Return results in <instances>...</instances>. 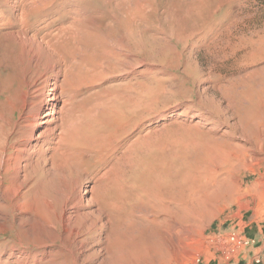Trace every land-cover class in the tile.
<instances>
[{"label":"bare ground","instance_id":"obj_1","mask_svg":"<svg viewBox=\"0 0 264 264\" xmlns=\"http://www.w3.org/2000/svg\"><path fill=\"white\" fill-rule=\"evenodd\" d=\"M68 1L16 0L12 8L20 7L19 14H11L8 23H2L13 29L0 32V222H6L4 208L11 209L19 242L12 243L4 254L0 248V263L108 264L113 253L121 264L148 262L152 256L165 261L168 252L162 225L169 222L182 239L192 223L209 214L216 197L227 204L245 191H264V32L236 37L229 28L212 32L216 21L212 20L215 12L207 6L211 0H187L188 8L177 19L154 12L158 26L153 27L133 18L130 0L105 1L110 7L103 18L105 38H99L102 33L93 26L88 31L77 28L76 21L60 32H42L53 22L32 30L35 20L46 21ZM224 1L230 6L234 0ZM0 3L11 4L10 0ZM0 16L3 18L1 10ZM145 16L142 9L140 19ZM179 19L185 25L188 22L182 39L175 33ZM117 24L127 32H117L119 28L114 32ZM165 27L174 49L203 44L215 65L245 51L236 62L234 74L213 84L212 89L220 93L226 105L215 98L208 101L210 94L204 87L202 93L212 112L196 111L190 105L182 110L166 109L165 116L183 118L187 123L182 126L178 122L180 129L173 134L172 126L169 131L165 129L168 140L160 141L165 143L161 150L167 154L159 163L152 161L158 164L149 167L150 172L148 168L143 171L149 174L138 181L135 178L140 181L137 185L133 177L135 185L131 182V188L122 186L124 181L116 189L108 185L96 210L84 211L89 201L84 198L85 185L74 183L66 195L61 191L65 198L58 211L54 199L43 189L53 174H71L82 168L86 159L102 161L127 144L131 133L126 120L131 107L129 69H133L129 64L134 63L135 69L144 67L145 32H163ZM150 39L157 42L158 34L150 35ZM246 66L249 71L242 75L241 68ZM115 67L122 69L118 71L122 95L111 101L112 107L105 104L102 108L98 86L114 75ZM147 70L136 69V73L143 78ZM195 76L204 79L205 75L196 70ZM145 83L142 80L137 85L142 93L137 92L141 94L139 100L144 98ZM143 103L136 102L138 106ZM17 114L14 124L11 119ZM201 121L211 127L201 128ZM100 126L106 130L100 132ZM243 172L260 176L245 191Z\"/></svg>","mask_w":264,"mask_h":264},{"label":"rangeland","instance_id":"obj_2","mask_svg":"<svg viewBox=\"0 0 264 264\" xmlns=\"http://www.w3.org/2000/svg\"><path fill=\"white\" fill-rule=\"evenodd\" d=\"M15 1L16 0H10V5L9 3H0V10L3 14V18L6 17L3 21V18L0 16V32L1 30L2 32H9L13 29V27H11L12 25L7 26L6 28L5 26H2V23L6 21V23H8V17L11 14H13V16L19 14L21 10L20 7L18 9L12 8V4ZM105 1L107 3L110 0H88L82 2H80V0H69L67 3H65V5L63 4L61 6V9L59 8L58 10H55L56 12L52 17L49 16V19L46 18V21L41 22L38 20L37 22V20H35L34 22L36 24L33 26L32 30L37 26L38 28L39 26L44 27L47 25V23L53 22L48 28L49 31L47 29V31L42 32H60L61 29L69 27L72 22L76 21L74 24L77 25V28L81 30L83 29V31H88V28L93 26L94 29L97 30L96 32L99 34L102 33L101 35L104 36L102 37L98 34L99 38H105L106 30L103 28V23H105L103 22V18L107 13H109L107 9H110L106 3L104 4ZM130 1V11L132 12L131 14L133 15V18L139 20L141 24L145 23L144 25H148L149 27H153L154 25L158 26V22H156L157 15L154 12H159L158 14H161L164 17L171 15L177 19L179 16H183L186 9L188 8L187 0H144L142 2L137 0ZM223 1L224 0H211L207 4L208 8H210V10L212 9L211 12H215L216 14L212 16V20L216 21V25H214L215 27L213 26L214 29H212V32H220L222 29L224 30L225 28H229L234 37L239 35L246 36L251 34V32H264V0H242L243 2L241 0H234L230 6L228 2L225 3V1ZM237 1H239V3ZM79 2L80 5L78 6ZM112 3L114 4L113 1ZM74 9L78 10L79 14L76 11L75 12L77 14H75ZM142 9L146 10V16L140 19ZM213 9L215 11H213ZM137 15H140L138 16L139 18H137ZM231 19L234 20L232 21ZM177 22V32L175 33H180V38L182 39L183 33H187L186 30L188 22L186 21L187 25H185L180 19ZM13 25H15V23ZM115 29L113 30L114 32L117 31V29L119 30L117 32H127L124 27H120L118 24L117 27L115 26ZM145 34H147L146 41L143 45L141 57L142 61H144V67L142 66L139 68L141 70L148 69L146 75L142 78V76L136 73V69L137 71L140 69H135L134 63L129 64V66L134 70L129 69V72H132L131 75H129V79L132 82V86H130L132 89L129 91L131 107L126 120L129 132L131 133L128 135L127 144L123 146V148L120 150L121 152L119 151L113 156L107 155V158L102 161L95 160L94 158L86 159L82 165L83 167L74 170L71 174L60 172L53 174L50 178L51 180L47 183L48 185H44L45 187L43 186V189L44 191L46 190L45 192L48 198L52 200L54 199L56 203V209L58 211H61L63 204L62 202H64V198L67 193L66 191L70 190L74 183L76 184L77 182H80L85 185L84 198L89 201H87L88 203L86 202V205H88L84 211L93 209L96 210L99 206L98 199H100L108 185L110 188L116 189L119 186L118 183L124 181V183L121 182L122 184H120L122 186L127 184L126 187L131 188L135 178L136 180L138 178H140L138 180H141V178L145 176V173L149 167L154 168V164H158L159 160L163 159L161 157H165L167 154H164V151L161 150V144H163V141L160 140L163 138L165 143L168 140L166 135L167 133L163 132L169 131L168 127L172 126L171 128H173L174 131H172L171 128L170 131H172L173 134L176 128L180 127L179 125L182 124L183 126L184 123H187V120H183V118L178 119L172 116H165L163 113H165L166 109L173 110L177 108L182 110V108H184L186 105H190L192 108L195 107L196 111H201V108L203 110L205 109V112H212V109L209 106L211 104H206V97L202 93V88L204 87L208 88L207 91L210 94L208 101H210L212 98H215L216 101H221L223 106L226 105V101L224 99L222 100L221 95H219L220 93L212 89L213 84L216 80L228 79L234 74L236 62L240 60L242 56H244L245 51H239L235 56L215 65L212 64V61H209L210 57L208 56V50L203 44L197 45L194 48L188 44L185 48L178 47V49H174L170 41V32H168L167 27L164 28L163 32L150 31L145 32ZM153 34H158L159 40L157 42L150 39V35ZM131 46L133 48L132 52H134L135 45L132 43ZM213 65L214 67H212ZM210 67L212 69H210ZM247 68V66L246 68H241V70H243L242 75L249 71ZM118 69L119 67H115V73H113L114 75L112 76L113 78L110 76L106 80H103L104 82L101 81L99 83L98 92L101 107L104 106L106 108V105L107 107H112L111 101H117V99H119L118 97L122 95L121 82L123 81H121V73L118 72L122 69ZM196 70L201 71L202 75H205V80L202 79V76L193 77L194 71ZM83 78L84 77H82V80L86 81ZM142 80L146 81L145 88H142V96L144 98L140 99L144 103L143 105L138 106L136 102L140 101L139 97L142 93L140 92L139 88H137V85ZM106 82L107 84H105ZM118 86H121V88H118ZM138 91L141 94L137 93ZM200 93H202V95H200ZM200 102H202V104H200ZM87 108L88 106H85V109ZM203 110L201 112H203ZM16 117L18 118V114L11 119L14 124L17 120ZM234 121L236 122L237 120H232L231 122L235 123ZM174 122L176 124H173ZM178 122L179 125L177 126ZM189 122L190 121H188V123ZM194 122H196V120ZM202 122L203 121H201V128L203 125L204 127L206 126V129L211 127L210 125H207L206 123L203 124ZM223 129H225V126ZM99 130L100 132H103L106 129L103 126H100ZM159 142L161 147L158 146ZM165 143L163 145H165ZM128 145L129 147L127 148L126 146ZM158 147L160 152L157 151ZM155 151H157V155L159 152L158 156L155 155ZM161 151H163L162 153L164 156H160V154H162ZM151 155L154 156L151 157ZM154 160H156L158 163H152ZM148 164L151 165L148 166ZM152 168L149 169V172ZM262 169L264 172V164ZM144 170L146 171L143 172ZM149 172H147L146 175L149 174ZM241 176L244 178L242 179L244 191L247 190L248 187L252 186L260 178V176L254 175L250 172H243ZM128 181L130 185H128ZM139 182L135 181L136 185ZM135 183H133V185H135ZM62 190L63 193L65 192V195L61 192ZM214 201L212 202L213 207L209 214L202 217V220L200 219V221L192 223V225L187 229L188 232L186 236L182 239L176 236L169 222L166 223L168 225H162L164 227V229L162 227L164 246L168 252L167 260L161 261L156 256H152L148 262L141 263L139 261H134L131 264H216L215 258H217L221 252V244L219 240L221 241L222 238H226L232 232H240L245 236L256 238V242L258 243V246L261 247L260 250L262 251L263 255L261 264H264V191L261 192V190H255L249 194H247L245 191L243 195H239V197H237L234 201L227 204H224L223 200L219 201V199H217V202L215 201V203ZM4 209L6 222H0V248L3 250V254L8 252L7 248H9L14 243L19 242L18 232L13 226L14 222L11 217L13 212L9 208ZM114 254L116 253L112 254L113 260L111 261L110 259L109 261L111 262H108V264H121L119 263V261H121L119 260L120 258L117 259L116 255L114 256ZM6 256L7 254L2 256L3 260L6 258ZM198 259H200L199 263L197 262Z\"/></svg>","mask_w":264,"mask_h":264},{"label":"built area","instance_id":"obj_3","mask_svg":"<svg viewBox=\"0 0 264 264\" xmlns=\"http://www.w3.org/2000/svg\"><path fill=\"white\" fill-rule=\"evenodd\" d=\"M220 250L226 260H230L239 251L254 247L256 240L243 235L240 232H232L226 238L219 240ZM200 262V259L197 261ZM255 263H261V258L257 257Z\"/></svg>","mask_w":264,"mask_h":264},{"label":"crops","instance_id":"obj_4","mask_svg":"<svg viewBox=\"0 0 264 264\" xmlns=\"http://www.w3.org/2000/svg\"><path fill=\"white\" fill-rule=\"evenodd\" d=\"M247 237L256 240V238L254 237L251 236H247ZM260 249L261 247L258 246V243L256 242V245L254 247L239 251L230 260H226L223 254L220 252V255L217 256V258H215V262L216 264H257L255 263V259L257 257H260L262 263L263 255Z\"/></svg>","mask_w":264,"mask_h":264}]
</instances>
